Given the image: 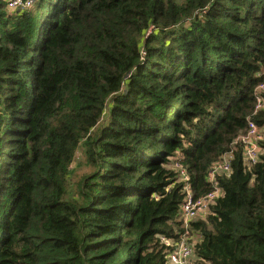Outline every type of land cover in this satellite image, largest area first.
I'll return each mask as SVG.
<instances>
[{
    "label": "trees",
    "instance_id": "trees-1",
    "mask_svg": "<svg viewBox=\"0 0 264 264\" xmlns=\"http://www.w3.org/2000/svg\"><path fill=\"white\" fill-rule=\"evenodd\" d=\"M8 1L0 264H165L186 232L196 264H264V0Z\"/></svg>",
    "mask_w": 264,
    "mask_h": 264
},
{
    "label": "built area",
    "instance_id": "built-area-1",
    "mask_svg": "<svg viewBox=\"0 0 264 264\" xmlns=\"http://www.w3.org/2000/svg\"><path fill=\"white\" fill-rule=\"evenodd\" d=\"M37 0H9L8 7L10 9H18L23 7H29L36 3ZM264 88V85H260L259 89ZM259 106L262 104L259 102ZM250 130L246 136L242 137L243 143H246L245 148L246 157L248 160L256 161L257 153L259 148L257 147L256 140L262 138V133H260V128L257 127L254 121L249 122ZM252 136V138H251ZM231 155L223 154L219 161H217L209 171V182L214 188L212 191L208 192L206 195L199 198H194L193 191L190 184L186 183V197L184 202L181 204L179 212V221L181 226L188 229L190 223L196 219L203 216L211 205L215 203L218 196L223 194L222 188L217 182V176L222 173H228L231 169L230 164ZM183 170L181 175H183ZM162 241L166 245H172L173 242L170 238L161 236ZM195 242L190 241V234L186 232L179 242L175 243V246L168 254L167 262L165 264H196L195 262Z\"/></svg>",
    "mask_w": 264,
    "mask_h": 264
},
{
    "label": "rangeland",
    "instance_id": "rangeland-1",
    "mask_svg": "<svg viewBox=\"0 0 264 264\" xmlns=\"http://www.w3.org/2000/svg\"><path fill=\"white\" fill-rule=\"evenodd\" d=\"M82 171H83V168H81V166L79 165L77 167V170H76V174L75 175H79ZM190 238H192V241L193 242L197 241V235H195V234H190Z\"/></svg>",
    "mask_w": 264,
    "mask_h": 264
}]
</instances>
